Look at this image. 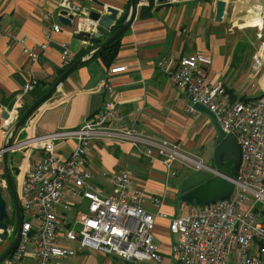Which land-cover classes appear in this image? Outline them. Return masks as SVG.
Wrapping results in <instances>:
<instances>
[{"label": "crops", "instance_id": "crops-1", "mask_svg": "<svg viewBox=\"0 0 264 264\" xmlns=\"http://www.w3.org/2000/svg\"><path fill=\"white\" fill-rule=\"evenodd\" d=\"M58 1L0 0V23L15 35L12 41L0 35V150L11 133L12 127L8 130L6 126V123H11V117L17 116L14 125L31 105L50 92L27 117L14 143L33 134L41 136L79 130L96 115L105 101L111 100L128 128L174 143L183 152L200 158L206 166H212L217 139L227 135L223 134L206 108L196 107L195 112L188 113L185 109L189 103L187 96L178 91L166 72L157 69L155 64L167 61L169 68H175L182 57L204 54L211 59V65L199 66L200 71L209 83L220 82L230 101L242 98L254 101L264 96V40L256 38L257 29L245 26L252 9H264V0H224L226 7L220 23L215 20L218 0L166 2L147 19L137 16V6L147 2H135L134 19L122 33L117 55L109 67L104 66L97 54L93 56L91 44L74 34L77 18L71 19L70 26L58 21ZM74 1L87 17L92 11L104 16L107 15L106 8L117 9L114 24L126 12L128 17L131 5V0ZM156 2L162 4L158 0ZM95 23L100 27L98 22ZM52 24L60 25L61 31L52 33L49 29ZM108 31L104 30L103 37L98 39L104 41ZM63 45L69 50L66 64L61 60ZM39 46L43 49L32 63L26 49ZM80 58L84 59L83 63L68 73L53 90L56 81ZM119 66H125L126 70L110 74L111 68ZM29 84L35 86L26 93L24 87ZM104 84L114 86L111 95L103 90ZM17 103L22 104L19 112ZM75 145L69 138L54 142L58 160L64 162ZM209 156L212 163H205L203 159ZM40 157L38 151L27 157H22L21 152L9 153L10 170L16 173L17 199L27 165H35ZM84 161L85 169L91 174L92 188L102 196L111 192L114 176L123 171L129 173V190L143 194V210L154 215L153 244L164 255V264H167L170 247L177 240L169 234V223L195 206L179 203L180 185L197 172L180 162L166 168L161 161L144 156L135 148L105 142L92 144ZM0 188H6L1 156ZM3 192L11 204L8 190ZM153 198L162 199L159 217L155 216ZM85 205L84 201L65 196L58 209L61 223L65 224L69 220L67 218L77 220L79 212L83 216ZM67 243L75 242H63L62 245L76 252L64 259L63 264H118L119 259H112L101 252L80 250L77 243L74 247ZM8 245L0 246V255ZM94 256L103 259L97 262ZM17 264H32L31 254L27 252ZM122 264L126 262L122 261Z\"/></svg>", "mask_w": 264, "mask_h": 264}, {"label": "built area", "instance_id": "built-area-1", "mask_svg": "<svg viewBox=\"0 0 264 264\" xmlns=\"http://www.w3.org/2000/svg\"><path fill=\"white\" fill-rule=\"evenodd\" d=\"M56 13L66 19L77 18L75 35L93 37L100 30L74 0H59ZM245 26L257 29L256 38L264 40V9H252ZM49 29L52 33L61 31L58 24ZM0 35L15 40V35L1 23ZM42 49L43 46L26 49L32 63ZM68 59V47L63 45L61 60L66 64ZM210 65L211 59L200 53L182 57L175 68H169L167 61L155 64L187 96L186 111L193 113L198 106L206 108L223 134L235 138L240 152L233 190L226 199L193 206L170 221L169 234L177 235V240L170 247L167 264H264V96L250 102L230 101L223 85L209 83L200 71L199 66ZM125 70V66L114 67L110 74ZM34 86L26 85L24 92H30ZM103 90L111 95L114 86L104 84ZM16 106L19 109L22 104ZM16 119L17 116L11 117V123H6L8 130ZM65 138L76 145L61 162L54 142ZM102 142L135 148L144 156L161 161L166 168L180 162L195 172H211L199 158L183 152L174 143L125 126L116 104L105 101L79 130L33 134L10 147L12 154L21 152L22 157H27L38 151L41 157L35 165H27L20 181V238L2 264H17L27 252L32 264H63L76 252L63 246V242H75L80 250L101 252L127 264H164L165 258L153 244L154 215L143 210V194L129 190V173L123 171L114 176L108 195H99L92 188L84 157L92 144ZM65 196L86 203L80 220L61 223L58 209ZM152 206L155 216H161L162 199L153 198Z\"/></svg>", "mask_w": 264, "mask_h": 264}, {"label": "water", "instance_id": "water-1", "mask_svg": "<svg viewBox=\"0 0 264 264\" xmlns=\"http://www.w3.org/2000/svg\"><path fill=\"white\" fill-rule=\"evenodd\" d=\"M135 2L136 0H131L130 12L125 23L121 25L111 37L106 39L101 45L97 47V49L92 52L93 56L105 49L130 26L135 15ZM158 2L164 4L167 2V0H158ZM99 6L102 7L103 5ZM225 7L226 3L224 0L217 1L215 9L216 22L220 23L222 21ZM105 11L107 12V15L104 16L96 11H92L88 15V18L91 21L98 22L100 25V30L93 36L94 38H102L104 35L103 31L110 30L113 27L114 21L118 15L117 9L108 7L105 9ZM71 19V17H69L68 19L59 17L58 21L62 25L70 26ZM83 61L84 59L80 58L72 63L64 72L62 77H60L56 81L53 86V90H55L60 85L63 78L68 75V73L80 66ZM49 94L50 92H48L33 105H31L29 109L17 120V122L12 126V129L10 131L11 133L9 134V137L7 139V143L0 150L4 179L6 181V188H0V246L2 244H9L0 255V264L15 249L20 238L21 229V208L17 199L16 187L8 164L9 149L14 144V138L16 137V134L22 127L27 117ZM11 107L12 104L9 106V108ZM19 110L20 109H17L18 112ZM3 116L5 117L6 114H4ZM217 141L218 146L216 147L214 152V163L212 166H208L211 172H197L187 177L180 185V190L178 192L180 195L179 203L184 202L190 205L202 206L224 200L231 194L233 190L232 180L235 179L237 168L239 166V148L237 146L235 138L231 135L218 138ZM223 156L225 157V159H223ZM3 190H8V193L10 194V201L15 214L14 226H9L7 224L10 215L8 202L6 199L7 197L4 194ZM11 236H13V239L9 240Z\"/></svg>", "mask_w": 264, "mask_h": 264}, {"label": "trees", "instance_id": "trees-1", "mask_svg": "<svg viewBox=\"0 0 264 264\" xmlns=\"http://www.w3.org/2000/svg\"><path fill=\"white\" fill-rule=\"evenodd\" d=\"M141 0H136V4H138ZM147 3L146 5L137 6V16L139 19H147V18H151L153 16V12H155L157 7L163 6L164 4H158L156 2V0H145ZM129 6V5H127ZM128 9V7H127ZM127 19V12L126 14H123L114 24V26L110 29V31H108L106 33V39H108L109 37H111L114 32L125 23ZM122 37V34H120L111 44H109L105 49H103L101 52L97 53L96 57L98 59H100L102 61V63L104 64L105 67H109L110 64L113 62V60L115 59V56L117 55V51L120 45V39ZM80 38L84 41H86L88 44H91V50L92 52L97 49V47L99 45H101L104 41L94 38V37H89L86 35H80ZM91 52V53H92ZM85 53H88L85 51ZM234 100V99H231ZM239 101L241 102H250L253 100H246V99H239ZM13 172V171H12ZM13 177L14 175H16V173H12ZM10 210H9V220L7 221V224L9 226H14L15 224V214H14V210L12 207V204H10Z\"/></svg>", "mask_w": 264, "mask_h": 264}, {"label": "rangeland", "instance_id": "rangeland-1", "mask_svg": "<svg viewBox=\"0 0 264 264\" xmlns=\"http://www.w3.org/2000/svg\"><path fill=\"white\" fill-rule=\"evenodd\" d=\"M256 40V39H255ZM259 40V39H258ZM215 152V151H214ZM200 159V158H199ZM201 160V159H200ZM213 160H214V153H213ZM203 161L205 162V163H212V157L211 156H209V157H207V158H204L203 159ZM10 167V166H9ZM11 171V170H10ZM11 175H12V178H13V180H14V177H13V174H12V172H11ZM15 181V180H14ZM7 199V201H8V203H9V199L8 198H6ZM8 205H10V204H8ZM80 213V212H79ZM78 213V216H77V220H80L81 219V217H82V215L81 214H79ZM68 217H70V214H68ZM67 219H69L71 222H73L74 220H71L70 218H67ZM174 236V238H177V235H173ZM11 239H13V236H11L10 237V239L9 240H11ZM66 245H73L72 247H74V246H76V244L75 243H71V244H66ZM101 255V254H100ZM162 256L164 257V255L162 254ZM105 257V256H104ZM94 258H95V261H97V262H99L100 260H102L103 258H101V257H96V256H94ZM108 258H110V257H108ZM112 258V257H111ZM165 258V257H164ZM112 259H114V258H112ZM118 261V264H122V261L121 260H117ZM120 261V262H119ZM153 263V262H152ZM127 264V263H126ZM153 264H157V263H153Z\"/></svg>", "mask_w": 264, "mask_h": 264}, {"label": "clouds", "instance_id": "clouds-1", "mask_svg": "<svg viewBox=\"0 0 264 264\" xmlns=\"http://www.w3.org/2000/svg\"><path fill=\"white\" fill-rule=\"evenodd\" d=\"M19 204H20V203H19ZM20 208H21V206H20ZM4 260H5V259H4ZM4 260H3V261H4Z\"/></svg>", "mask_w": 264, "mask_h": 264}, {"label": "flooded vegetation", "instance_id": "flooded-vegetation-1", "mask_svg": "<svg viewBox=\"0 0 264 264\" xmlns=\"http://www.w3.org/2000/svg\"><path fill=\"white\" fill-rule=\"evenodd\" d=\"M15 177H16V175H15ZM12 207H13V206H12ZM7 257H8V256H7ZM7 257H6V258H7Z\"/></svg>", "mask_w": 264, "mask_h": 264}, {"label": "bare ground", "instance_id": "bare-ground-1", "mask_svg": "<svg viewBox=\"0 0 264 264\" xmlns=\"http://www.w3.org/2000/svg\"><path fill=\"white\" fill-rule=\"evenodd\" d=\"M99 29H100V27H99Z\"/></svg>", "mask_w": 264, "mask_h": 264}]
</instances>
